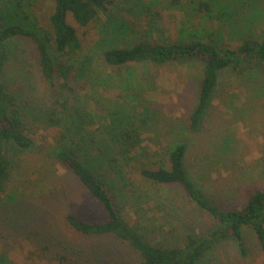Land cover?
<instances>
[{
    "label": "rangeland",
    "instance_id": "1",
    "mask_svg": "<svg viewBox=\"0 0 264 264\" xmlns=\"http://www.w3.org/2000/svg\"><path fill=\"white\" fill-rule=\"evenodd\" d=\"M37 1L36 7L39 2L46 3ZM138 1L145 7L153 2V13L162 5L166 7L149 33L163 41L176 42L190 36L237 47L241 38L259 36L264 30V0H180L177 5L172 0ZM200 2L211 5L210 18L199 11ZM116 3L108 23L111 21L114 27L129 19L136 24V0ZM69 22L83 41L79 59L90 56L96 68L95 79L86 69L71 85L75 92L70 102H78L86 112L93 110L91 115L97 122L91 129H97L115 106L121 105L127 111L136 107L139 94L148 110L132 169L124 175L123 183H119L123 187L117 191L121 215L132 228L152 244L174 246L190 230L203 233L214 225L179 187L150 185L133 169L161 161L168 166L165 151L176 137L188 146L186 164L194 181L221 208L239 209L255 190L264 192L261 81L244 85L243 75H223L205 123L193 133L188 129V116L199 96L203 74L199 60L107 68L101 65L102 51L117 41L128 43L136 37V31L115 38L107 29V18L84 29L71 18ZM138 30L141 35L147 34L142 27ZM13 51L5 69L6 87L33 99L34 106L49 104L52 93L39 75L34 43L16 39ZM20 65L28 73L27 78L17 71ZM120 78L128 79L131 88L120 86ZM93 82L101 86L95 89ZM139 107L141 112L144 108ZM44 127L33 128L35 148L16 158L0 202V264H136L138 254L117 239L83 236L66 223L67 215L89 223L104 222L107 216L75 176L53 158L52 150L63 145L62 130ZM246 240V256L242 257L235 244L228 242L215 253L214 264H264V253L253 244L251 233Z\"/></svg>",
    "mask_w": 264,
    "mask_h": 264
},
{
    "label": "trees",
    "instance_id": "2",
    "mask_svg": "<svg viewBox=\"0 0 264 264\" xmlns=\"http://www.w3.org/2000/svg\"><path fill=\"white\" fill-rule=\"evenodd\" d=\"M0 1V202L16 158L35 148L33 128L42 125L59 128L63 145L52 150L53 158L75 176L107 216L106 221L100 223H89L74 215L65 216L66 223L79 234L117 239L138 254L140 259L136 264H214L215 253L228 242L235 244L244 257L248 233L252 235L253 244L264 253V192L255 190L239 209L221 208L194 181L186 164L188 146L177 137L165 151L168 166L161 161L133 169L150 185L179 187L190 203L205 213L214 225L203 233L190 230L179 244L167 246L150 243L124 220L117 191L123 187V184L119 187V183H123L124 175L132 169L148 110L139 94L136 107L127 111L121 105L115 106L97 129H91L97 122L91 115L93 110L86 112L78 102H70L75 92L71 85L86 69L93 79L96 68L90 56L79 59L83 41L69 18L83 29L101 21L102 17L107 18L106 28L115 38L131 36L136 31V37H130L128 43L117 41L113 45L112 42L102 51L101 65L107 68L199 60L203 65L199 96L188 116V129L193 133L205 123L223 75H243L244 85L261 81L264 87V30L259 36L250 34L241 38L237 47L190 36L170 42L149 35L165 12L166 7L159 1L154 3L162 8L153 13L150 9L153 2L145 7L142 1L136 0V24L125 19L114 27L111 21L108 23V17L117 0H45L46 3L39 2L37 7V0ZM171 2L177 5L180 0ZM198 4L204 17L210 18L211 5L208 2ZM139 27L147 34L141 35ZM16 39H29L34 43L39 75L52 93L49 104L34 106L33 99L6 87L5 69L14 55ZM22 68L18 66L17 71L24 76L22 78H27L28 73ZM98 80L104 82L102 78ZM127 81L120 78V86L131 88ZM93 86L97 89L101 84L93 82ZM138 106L144 109L139 112ZM262 165L264 167V159Z\"/></svg>",
    "mask_w": 264,
    "mask_h": 264
}]
</instances>
